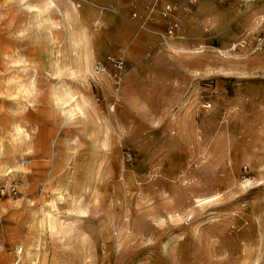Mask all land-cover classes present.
Listing matches in <instances>:
<instances>
[{
	"label": "rangeland",
	"instance_id": "1",
	"mask_svg": "<svg viewBox=\"0 0 264 264\" xmlns=\"http://www.w3.org/2000/svg\"><path fill=\"white\" fill-rule=\"evenodd\" d=\"M17 123L0 264H264V0H0Z\"/></svg>",
	"mask_w": 264,
	"mask_h": 264
},
{
	"label": "bare ground",
	"instance_id": "2",
	"mask_svg": "<svg viewBox=\"0 0 264 264\" xmlns=\"http://www.w3.org/2000/svg\"><path fill=\"white\" fill-rule=\"evenodd\" d=\"M85 62H86V65L89 66L91 63V59L87 56L85 59ZM61 101H63L62 98H61ZM65 103L66 102L64 101L63 104H65ZM6 134H8V135L6 136ZM25 136H26L25 131H24L23 127L21 126V124H19V123H17L15 125V127L9 132H5L4 130H2V132H0V154H5L7 151H11V150L14 152L13 148L16 145V143L18 141L24 142L25 138L28 137V136H26V137ZM16 159H18V156H15V157H14V155L10 156V158H9L10 166H8L6 168V171H8L7 173L5 172L6 176H9L11 173H13L14 167H16L18 169H24L19 162H16L17 161ZM9 161H8V163H9ZM14 163H15V166H14ZM58 194L62 195V192H59ZM53 201H54V198H53ZM53 205H54V203H53ZM54 216L55 215H53L51 212H48L46 214V217H45L46 220H48V228H49L51 233H53V231L55 230V220H54L55 218H54Z\"/></svg>",
	"mask_w": 264,
	"mask_h": 264
},
{
	"label": "built area",
	"instance_id": "3",
	"mask_svg": "<svg viewBox=\"0 0 264 264\" xmlns=\"http://www.w3.org/2000/svg\"><path fill=\"white\" fill-rule=\"evenodd\" d=\"M173 15H174V9L170 5H168L166 7V11L164 12V16L167 18L170 17L172 19ZM179 28H180V24H179L178 20L176 18L172 19L170 26H169V29H168L169 33L175 35L176 32H178ZM116 66L119 69H123L124 62L122 60H117ZM19 194H20V190L18 189V187L16 185L12 184L10 187H8V185L0 184V199L3 197H6V196L15 197Z\"/></svg>",
	"mask_w": 264,
	"mask_h": 264
},
{
	"label": "crops",
	"instance_id": "4",
	"mask_svg": "<svg viewBox=\"0 0 264 264\" xmlns=\"http://www.w3.org/2000/svg\"><path fill=\"white\" fill-rule=\"evenodd\" d=\"M2 176H3V174H2Z\"/></svg>",
	"mask_w": 264,
	"mask_h": 264
}]
</instances>
